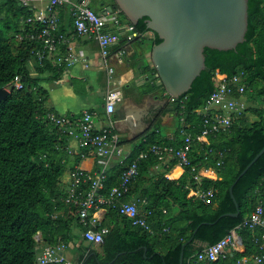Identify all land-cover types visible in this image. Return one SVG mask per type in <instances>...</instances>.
Returning <instances> with one entry per match:
<instances>
[{
  "label": "trees",
  "instance_id": "obj_1",
  "mask_svg": "<svg viewBox=\"0 0 264 264\" xmlns=\"http://www.w3.org/2000/svg\"><path fill=\"white\" fill-rule=\"evenodd\" d=\"M32 13L19 0H0V87L11 88L0 103V264H35L38 234L43 244L54 245L59 241L66 244L80 241L79 232L85 230L79 221L78 205L65 202L67 186L62 178L81 162L86 149L76 153L68 149V137L47 117L48 92L42 86L47 70L55 77L65 66L53 65L46 59L42 65L36 63L38 75H30L28 62L41 46L27 38L17 39L34 28L24 22ZM146 22L144 17L130 24L142 35L150 32ZM153 34L155 45L161 40ZM204 55L206 67L191 89L171 101L186 124L184 127L178 118L177 134L186 128L195 139L189 154L195 171L188 166L178 179H167L162 173L154 177L149 174L153 166L162 163L158 157L149 153L145 159L138 158L153 144L180 147L183 138L179 140L177 134L176 144L153 136L149 146L141 145L122 164L107 169L105 192L119 183L126 165L137 159L139 175L129 195L145 200L139 211H150L146 221L153 233L106 207L102 225L109 227V232L97 246L83 242L73 247L77 251L76 264H180L184 244L183 264H238L243 258L264 253L254 243L258 232L248 229L239 231L243 251H234L215 261L199 262L196 254L203 248L194 245L195 240L209 245L217 243L258 203L264 206V153L235 183L240 172L264 147V0H248V31L243 43L227 51L205 48ZM241 71L251 90L247 91L248 100L253 104H248L228 130L213 133L207 143H200L196 137L201 133L203 120L196 110L206 104L215 90L218 84L215 73L230 77ZM16 75H21L23 89L13 88ZM147 86L149 92L157 89L166 92L157 81ZM248 114L257 119L250 121ZM170 164L169 167L177 161ZM203 167L215 168L218 178L198 175L197 171ZM205 173L210 175L213 171ZM146 178L150 179L149 185L137 193L136 181L140 179L144 184ZM232 185L238 217L227 214L237 211L230 195ZM197 188L211 189L212 196L208 200L197 198Z\"/></svg>",
  "mask_w": 264,
  "mask_h": 264
},
{
  "label": "built area",
  "instance_id": "obj_2",
  "mask_svg": "<svg viewBox=\"0 0 264 264\" xmlns=\"http://www.w3.org/2000/svg\"><path fill=\"white\" fill-rule=\"evenodd\" d=\"M20 4L30 7V0H19ZM67 7L73 19L74 34L80 37H93L100 46L101 55L107 58L110 54L111 46L120 40L117 31L107 29V12H97L89 6L82 5L72 0H47L44 8L33 11L32 15L24 19L25 24L34 26L23 34L17 36L20 41L24 38L36 41L41 48L38 49L34 56L29 60L28 67L30 75H35V65L42 63L48 59L59 66L70 61V58L58 53V48L62 44L68 42L66 34L60 30V8ZM30 9V8H29ZM120 13V10L118 9ZM115 23L119 26L120 20L116 17ZM123 28L127 31H134L132 24H127ZM33 68V69H31ZM113 73V68H109V75ZM218 84L211 93L206 104L196 110V113L202 117L201 133L196 137L200 143L208 142V137L219 131H226L231 126L233 120L245 112L248 107L247 91L249 90L245 81V73L243 71L227 76L225 74L215 73ZM155 78L159 81L158 74ZM154 78V79H155ZM160 82V81H159ZM13 88L16 90L23 89L24 83L21 75H16L12 82ZM9 92L11 88L4 87ZM251 91V90H249ZM167 94V92H165ZM171 101L175 99L167 94ZM123 98L122 91L108 90L106 93L105 110L110 117L115 111L116 104ZM182 102V101H181ZM50 121L55 123L59 130L68 138H75L81 148L86 149L87 155H94L99 160V170L89 172L79 165L67 172V195L66 203H75L79 207V221L85 230L82 231L80 241H70L64 243L43 244L41 235L36 236L37 242V258L35 264H74L66 256V251L70 247H75L83 241L98 245L103 241L104 236L109 232L110 228L102 225L103 214L106 207L113 208L118 213L126 217L133 225L141 226L149 233L153 231L147 225L146 217L150 211H139L140 204H144L145 200H140L134 195H129L131 187L135 179L139 175L137 159L127 164L119 177V183L105 192L104 181L106 179V171L109 167L113 156H120L127 159L124 144L121 141V135L115 129L111 119L109 125L98 127V113L94 110H84L80 116L68 117L50 111L47 114ZM184 127L185 119L180 113L178 115ZM180 133L183 138L180 147H174L166 144H153L151 147L139 154L140 159L148 157L149 153H153L158 157L160 162H165L167 158L176 160L183 167H191L195 171V167L191 165L189 154L193 149L195 139L192 135L182 128ZM222 156L223 153H220ZM158 168V166H155ZM63 179V178H62ZM212 196V190L196 189V197L208 200ZM128 197V198H126ZM126 198V199H125ZM248 229L258 232L254 239V243L260 252L264 251V206L258 203L255 209L244 217V219L228 234L212 245H206L196 254V259L202 261H215L234 251H243L244 245L239 231ZM238 264H264V253H258L251 259L243 258Z\"/></svg>",
  "mask_w": 264,
  "mask_h": 264
},
{
  "label": "crops",
  "instance_id": "obj_3",
  "mask_svg": "<svg viewBox=\"0 0 264 264\" xmlns=\"http://www.w3.org/2000/svg\"><path fill=\"white\" fill-rule=\"evenodd\" d=\"M72 1L89 6L97 12L106 11L107 29L117 31L120 40L111 46L109 56L103 58L96 39L75 35L68 8H60V28L66 34L68 42L59 46L58 53L69 57L70 61L64 63L65 68L58 76L54 77L50 70L43 74L46 79L42 82V86L48 92L47 108L57 114L73 118L80 116L86 109L94 110L98 113V127L109 125L110 118L115 129L121 135L125 154L128 157L141 145L149 146V139L153 136L163 138L170 144H176L175 135L178 132L179 117L171 100L161 89L149 92L147 86L148 83L157 81L154 79L156 72H154L151 60V50L154 45L153 32L135 35L123 28L130 24V21L121 17L115 0ZM46 2L47 0H30L29 8L32 11L42 9ZM116 17L120 20L119 26L115 23ZM49 61L53 63L52 60ZM53 65L55 64L53 63ZM109 68H113L111 75H109ZM35 74L38 75L36 71ZM115 89L122 91L123 98L116 104L114 113L108 117L105 110L106 93L108 90ZM177 135L181 140V133ZM67 146L73 153L81 151L75 138H68ZM127 159L113 156L108 169L115 168L116 165L122 164ZM99 163V160L91 154L83 157L78 165L94 173L99 170ZM170 163H172V159L167 158L158 168L153 166L149 175L155 177L162 173L167 179L182 177L184 167L178 162L169 167ZM209 170L213 171L214 169L203 167L197 171V174L217 179V173H213L211 177L205 175V172ZM67 177L66 173L62 179L63 183L67 182ZM143 177H147V174ZM145 180L144 184L140 179L136 181L137 193L149 185L150 179L146 178ZM80 236H82V232H80ZM83 242V244L88 243L87 241ZM79 245L76 244L75 247ZM194 245L203 248V244L199 245L194 242ZM67 251V258L76 264L77 251L73 247Z\"/></svg>",
  "mask_w": 264,
  "mask_h": 264
},
{
  "label": "water",
  "instance_id": "obj_4",
  "mask_svg": "<svg viewBox=\"0 0 264 264\" xmlns=\"http://www.w3.org/2000/svg\"><path fill=\"white\" fill-rule=\"evenodd\" d=\"M132 24L147 18V27L161 40L153 45L151 60L169 96L187 93L205 69V48L227 51L243 43L248 31V0H115ZM111 9V7H109ZM9 91L0 87V103ZM264 153V147L240 172L235 183ZM234 183V184H235ZM230 187V195L239 207ZM195 243L209 245L200 240ZM185 244L180 254L183 264Z\"/></svg>",
  "mask_w": 264,
  "mask_h": 264
},
{
  "label": "rangeland",
  "instance_id": "obj_5",
  "mask_svg": "<svg viewBox=\"0 0 264 264\" xmlns=\"http://www.w3.org/2000/svg\"><path fill=\"white\" fill-rule=\"evenodd\" d=\"M258 103V101H255V105ZM247 104H249V105H252L253 104V101H250V100H247ZM248 117H249V119H250V121H254V120H256L257 118L255 117V116H252L251 114H248ZM214 170V172L213 173H217L218 174V171L215 169V168H213ZM213 173L212 174H210L209 175V177H211V175H213ZM206 176H208V174H205ZM215 178V177H214ZM77 232H78V230H77ZM80 233V232H79ZM86 244V243H85ZM68 253V251L66 252V254Z\"/></svg>",
  "mask_w": 264,
  "mask_h": 264
},
{
  "label": "clouds",
  "instance_id": "obj_6",
  "mask_svg": "<svg viewBox=\"0 0 264 264\" xmlns=\"http://www.w3.org/2000/svg\"><path fill=\"white\" fill-rule=\"evenodd\" d=\"M121 11V10H120ZM157 73V72H156ZM159 81H160V79H159ZM159 81H157L158 83H159ZM161 83V82H160ZM206 246V245H205ZM205 246H203V247H205Z\"/></svg>",
  "mask_w": 264,
  "mask_h": 264
}]
</instances>
